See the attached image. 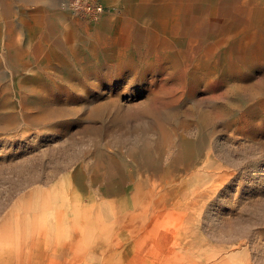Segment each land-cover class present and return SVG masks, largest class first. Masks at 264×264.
<instances>
[{"label": "rangeland", "instance_id": "obj_1", "mask_svg": "<svg viewBox=\"0 0 264 264\" xmlns=\"http://www.w3.org/2000/svg\"><path fill=\"white\" fill-rule=\"evenodd\" d=\"M66 1L0 0V264L11 246L58 264H264L251 12L112 0L91 22Z\"/></svg>", "mask_w": 264, "mask_h": 264}, {"label": "crops", "instance_id": "obj_2", "mask_svg": "<svg viewBox=\"0 0 264 264\" xmlns=\"http://www.w3.org/2000/svg\"><path fill=\"white\" fill-rule=\"evenodd\" d=\"M102 4H107L112 0H100ZM236 1V0H235ZM239 4H243L252 14L250 18V27L257 29L255 33L258 36V40L264 43V0H237ZM106 19V18H105ZM103 19L102 21H104ZM255 36V34H253ZM48 248H15L11 246V250L8 251L7 256L10 259V264H15L16 259L25 257L27 264H34L36 261H42L41 264H58L55 259L50 258ZM38 251V252H37ZM39 256V257H37ZM39 258V259H37ZM31 261V263H30ZM35 261V262H32Z\"/></svg>", "mask_w": 264, "mask_h": 264}, {"label": "built area", "instance_id": "obj_3", "mask_svg": "<svg viewBox=\"0 0 264 264\" xmlns=\"http://www.w3.org/2000/svg\"><path fill=\"white\" fill-rule=\"evenodd\" d=\"M64 7L73 15L91 22L97 21L104 11L100 0H67Z\"/></svg>", "mask_w": 264, "mask_h": 264}, {"label": "bare ground", "instance_id": "obj_4", "mask_svg": "<svg viewBox=\"0 0 264 264\" xmlns=\"http://www.w3.org/2000/svg\"><path fill=\"white\" fill-rule=\"evenodd\" d=\"M46 114L48 115V116H51V117H53V115L54 114H50V112H48V111H46ZM10 116V115H9ZM148 147L146 146L145 148L143 147V148H141L142 150H144V151H146V150H148L147 149Z\"/></svg>", "mask_w": 264, "mask_h": 264}]
</instances>
